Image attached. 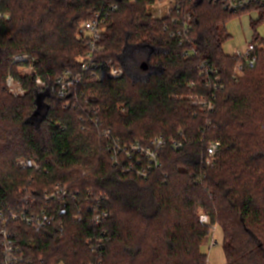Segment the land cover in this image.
Wrapping results in <instances>:
<instances>
[{
  "label": "trees",
  "instance_id": "16d2710c",
  "mask_svg": "<svg viewBox=\"0 0 264 264\" xmlns=\"http://www.w3.org/2000/svg\"><path fill=\"white\" fill-rule=\"evenodd\" d=\"M154 1L0 3L10 16L0 20V210L17 211L27 198L35 211L55 216L41 231L9 221L25 257L18 264H208L203 244L215 226L223 231L225 264H264V37H254L256 65L236 76L241 61L222 41L228 20L245 12L177 0L178 10L157 18L148 11ZM253 11V25L264 23V5ZM98 12L105 18L100 68L85 71L82 25ZM185 24L189 42L181 44L184 35L171 33ZM20 53L36 58L33 73L11 61ZM148 58L149 78L136 79L147 73L141 65ZM110 60L123 63V76L108 77ZM9 71L23 97L9 93ZM66 72L81 77L69 106L48 95L34 116L35 79ZM195 97L212 100L214 110L194 105ZM156 138L166 141L156 162L130 149L153 147ZM209 142L220 143L212 165L203 162ZM116 143L123 149L114 150ZM21 157L38 168L17 166ZM56 186L68 191L65 198L45 200ZM1 244L0 234V253Z\"/></svg>",
  "mask_w": 264,
  "mask_h": 264
},
{
  "label": "built area",
  "instance_id": "2783aa9c",
  "mask_svg": "<svg viewBox=\"0 0 264 264\" xmlns=\"http://www.w3.org/2000/svg\"><path fill=\"white\" fill-rule=\"evenodd\" d=\"M4 0H0V3ZM134 1V0H131ZM159 1H170L171 7L169 8L168 15L171 14L172 9L178 10L179 3L177 0H155L152 4H155ZM215 3H221L222 7L233 13H241V12H248L253 11L254 8L264 5V0H211ZM151 4V5H152ZM116 6H112L111 10H116ZM1 19H10V16L3 11H0V20ZM105 18L101 16V13H96L90 20L86 21L82 25V33L83 38L87 41L89 45V50L86 53V60L84 61L83 69L85 71L90 70L92 67L94 69L100 68V63L96 60V55L100 50L98 42L101 38L102 28L101 26L104 24ZM191 26L189 24H185L182 27L178 28L175 32L171 33V36L174 37L175 35L181 36L184 35V38L181 39V44L184 42H189V38L187 37L190 33ZM88 32L89 35L86 36L85 33ZM257 45L255 43H251L248 49L244 53H238L236 56L241 61L235 69L236 76H241L243 73V69L245 67H254L257 63V55H256ZM194 52V51H193ZM195 53V52H194ZM188 54V53H187ZM11 61L13 63H26L24 67H22V72L24 73H33L34 71V64L36 62V58L29 54V53H20L11 56ZM204 68V64L201 65ZM106 70L107 75L109 78L117 79L124 75L125 73V66L123 63H115L113 60H110L106 63ZM212 74H217V70H210ZM81 82L80 76H75L70 72H66V74L58 79L48 78L47 80L37 77L35 79V84L39 93L48 92L50 96H56L62 100H68L67 106H69V99L73 96L74 92L77 89V86ZM6 86L11 94L15 97H21L25 94V89L22 86L21 82L15 77V75L9 71L6 77ZM217 88V86H216ZM192 103L196 106H202L206 108L208 112L213 111L215 104L212 100H209L206 97H195L192 99ZM169 142L175 148H181L182 142L176 140H169ZM166 144V141L162 138H156L152 145L153 147H144L139 143L131 145L130 149L135 152L141 153L142 156L148 157L151 162H156L159 149ZM114 150H121L123 149L118 143L114 146ZM220 143L218 142H209L206 145L205 153L203 156V162L207 165H212L216 159V155L219 151ZM127 150V147L124 148ZM17 166L22 167L23 169L29 168H38V165L35 164L31 159L22 157L16 161ZM141 176L146 175V171H140ZM68 194V191L61 186H56L55 190L51 193H45L43 195L44 199L47 201L53 202H60L65 196ZM26 205H22L19 210H8V212L4 213L0 210V222H1V229L0 234L2 236V244H1V253H0V264H18L25 260L24 255L21 254L20 249L16 246L14 240L11 238L10 233L7 229L8 223L10 220L12 221H21L22 223L30 226L35 231H41L51 224L55 222V216L47 213L46 211H35L32 202L30 205L27 203L26 198ZM107 214L103 215L106 217ZM102 219V216L96 215L94 220L96 223H99ZM200 222L201 223H208L209 217L206 214L200 215ZM215 227L211 230L210 235L214 236ZM209 235V236H210ZM215 241L211 242L213 246Z\"/></svg>",
  "mask_w": 264,
  "mask_h": 264
},
{
  "label": "rangeland",
  "instance_id": "374dc122",
  "mask_svg": "<svg viewBox=\"0 0 264 264\" xmlns=\"http://www.w3.org/2000/svg\"><path fill=\"white\" fill-rule=\"evenodd\" d=\"M170 7H171L170 1H159L155 4L150 5L148 7V11L154 17L163 18L168 15V11ZM256 19H257V13L255 11H248L240 15L232 16L228 20V22L226 23V31H224L223 41H222L223 49L226 53L228 54L244 53L248 49L251 43H255L254 37L256 35L261 38L264 37V23H258L256 25H253V21H255ZM85 35L88 36L89 33L86 32ZM143 52L145 54H148L149 49L147 48L143 49ZM123 61L125 65H128L127 56L123 58ZM156 69L158 68L151 67V71L153 72L157 71ZM140 73L138 72L137 74L135 73L134 76L136 79H140V75L144 74V73L142 74ZM147 73L145 75H147ZM213 233L214 236L212 237V234L208 236L204 240V244H203V250L208 255V264H225L226 257L223 248V237H224L223 231L219 226H215V231ZM212 239L213 241H215V244L213 246L211 245Z\"/></svg>",
  "mask_w": 264,
  "mask_h": 264
},
{
  "label": "water",
  "instance_id": "95a60500",
  "mask_svg": "<svg viewBox=\"0 0 264 264\" xmlns=\"http://www.w3.org/2000/svg\"><path fill=\"white\" fill-rule=\"evenodd\" d=\"M152 52H153V50H152ZM148 62H149V58H148L147 61H145V62L142 63V65H141V69H142V70L146 71V70L149 69V64H148ZM148 78H149V76H147L146 79H148ZM48 95H49L48 92H45V93H39V94H38L37 99H36L37 109H36V111L34 112V116L37 117V116L42 112V110L45 108L44 99H45V97L48 96Z\"/></svg>",
  "mask_w": 264,
  "mask_h": 264
},
{
  "label": "flooded vegetation",
  "instance_id": "af4514ba",
  "mask_svg": "<svg viewBox=\"0 0 264 264\" xmlns=\"http://www.w3.org/2000/svg\"><path fill=\"white\" fill-rule=\"evenodd\" d=\"M144 71V70H143ZM144 72H148V70H146V71H144ZM149 73V72H148ZM148 73H147V75H148ZM147 75H145V74H142V75H140V79L142 80H145L146 79V77H147Z\"/></svg>",
  "mask_w": 264,
  "mask_h": 264
}]
</instances>
